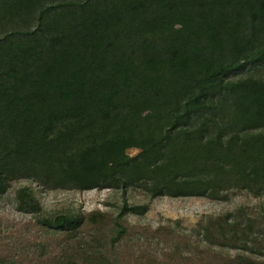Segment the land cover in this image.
I'll use <instances>...</instances> for the list:
<instances>
[{"label": "trees", "instance_id": "obj_1", "mask_svg": "<svg viewBox=\"0 0 264 264\" xmlns=\"http://www.w3.org/2000/svg\"><path fill=\"white\" fill-rule=\"evenodd\" d=\"M20 179L264 197V0H0V194ZM15 199L42 211L31 186ZM148 209L124 200L116 237L125 215ZM231 213L198 231L209 245L251 250L264 218ZM44 214L55 230L83 223Z\"/></svg>", "mask_w": 264, "mask_h": 264}, {"label": "rangeland", "instance_id": "obj_2", "mask_svg": "<svg viewBox=\"0 0 264 264\" xmlns=\"http://www.w3.org/2000/svg\"><path fill=\"white\" fill-rule=\"evenodd\" d=\"M128 152L135 155L138 150ZM23 186L33 188L42 206L40 213L17 208L15 193ZM124 200L148 204L149 209L142 215H125L121 220L125 231L116 237L115 221ZM60 212L79 213L83 217L81 227L55 230L41 220L44 213ZM229 212L240 217L244 212L261 220L264 197L230 190L225 200L200 196L150 198L137 188L125 194L111 188L45 190L20 179L0 194V264H235L237 254L264 261V223L260 221L253 227L251 250L209 245V233L203 228L198 231L200 222L207 226L210 220Z\"/></svg>", "mask_w": 264, "mask_h": 264}]
</instances>
